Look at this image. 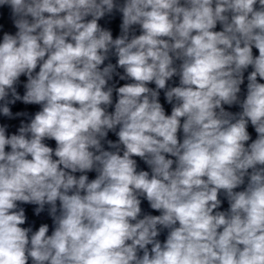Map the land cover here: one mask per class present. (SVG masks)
Listing matches in <instances>:
<instances>
[{
  "label": "clouds",
  "instance_id": "1",
  "mask_svg": "<svg viewBox=\"0 0 264 264\" xmlns=\"http://www.w3.org/2000/svg\"><path fill=\"white\" fill-rule=\"evenodd\" d=\"M0 264H264V0H0Z\"/></svg>",
  "mask_w": 264,
  "mask_h": 264
}]
</instances>
